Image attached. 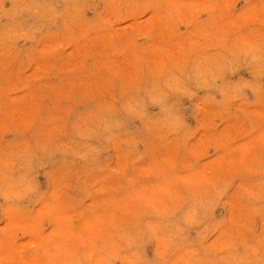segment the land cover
<instances>
[{
  "label": "clouds",
  "instance_id": "clouds-1",
  "mask_svg": "<svg viewBox=\"0 0 264 264\" xmlns=\"http://www.w3.org/2000/svg\"><path fill=\"white\" fill-rule=\"evenodd\" d=\"M0 264H264V0H0Z\"/></svg>",
  "mask_w": 264,
  "mask_h": 264
},
{
  "label": "rangeland",
  "instance_id": "rangeland-1",
  "mask_svg": "<svg viewBox=\"0 0 264 264\" xmlns=\"http://www.w3.org/2000/svg\"><path fill=\"white\" fill-rule=\"evenodd\" d=\"M14 80H15L14 75L4 74L0 76V85L8 86L12 82H14Z\"/></svg>",
  "mask_w": 264,
  "mask_h": 264
}]
</instances>
